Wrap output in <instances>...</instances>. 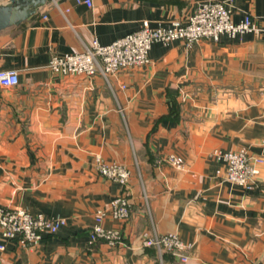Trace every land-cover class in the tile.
I'll return each instance as SVG.
<instances>
[{"label": "crops", "instance_id": "crops-1", "mask_svg": "<svg viewBox=\"0 0 264 264\" xmlns=\"http://www.w3.org/2000/svg\"><path fill=\"white\" fill-rule=\"evenodd\" d=\"M202 1L45 0L0 30V70L19 79L0 87V207L66 218L30 248L0 237V264H264V0H220L234 22L249 14L259 35L153 42L145 66L108 78L47 67L94 38L186 21ZM241 147L263 157L249 190L216 174L213 151ZM170 153L183 169L157 163ZM96 156L129 169L127 188L98 174ZM121 191L129 217L102 224L122 243L90 241L95 212ZM143 231L177 233L192 244L188 261L143 246Z\"/></svg>", "mask_w": 264, "mask_h": 264}, {"label": "built area", "instance_id": "built-area-1", "mask_svg": "<svg viewBox=\"0 0 264 264\" xmlns=\"http://www.w3.org/2000/svg\"><path fill=\"white\" fill-rule=\"evenodd\" d=\"M75 1L88 6L92 3V0ZM232 12L229 1H202L186 21H174L169 26L158 24L155 27L143 24L137 30L107 44H101L94 38L82 51L53 54L47 67L56 76H92L98 73L108 78L130 68L145 66L149 61L148 51L153 42L167 45L175 39H180L190 47L200 39L217 41L221 34L231 37L245 32L260 34L262 29L256 26L249 14L234 22ZM18 82L16 70H0V87H15ZM213 156L223 163V171H216V174H221L222 180L241 186L245 190L253 187L254 178L259 171L258 164L263 162L261 154H252L247 148L241 147L235 151L215 150ZM162 161L175 169H183L185 165L183 157L173 153L160 157L157 163ZM94 167L100 176L119 184L122 189L129 185L130 171L125 165L114 161L106 162L96 156ZM129 207L128 197L121 191L106 207L98 209L89 230L90 241H104L111 246L122 243L120 231L104 227L102 221L105 215L117 220H126L130 213ZM65 224L66 218L62 216H44L21 208L0 207V237L5 241L15 239L24 248L35 246L45 235L55 234ZM141 242L143 246H153L170 253L182 263L188 261V251L192 246L175 232L150 234L143 231ZM4 249V243L0 242V251Z\"/></svg>", "mask_w": 264, "mask_h": 264}, {"label": "water", "instance_id": "water-1", "mask_svg": "<svg viewBox=\"0 0 264 264\" xmlns=\"http://www.w3.org/2000/svg\"><path fill=\"white\" fill-rule=\"evenodd\" d=\"M44 2L45 0H10L9 3L0 4V30L19 25Z\"/></svg>", "mask_w": 264, "mask_h": 264}]
</instances>
